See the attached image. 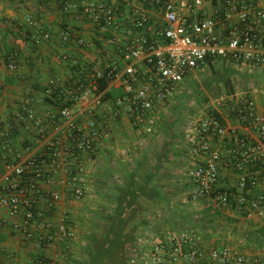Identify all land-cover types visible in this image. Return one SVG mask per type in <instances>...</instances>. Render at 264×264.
<instances>
[{
    "label": "built area",
    "instance_id": "1",
    "mask_svg": "<svg viewBox=\"0 0 264 264\" xmlns=\"http://www.w3.org/2000/svg\"><path fill=\"white\" fill-rule=\"evenodd\" d=\"M56 1L104 32L122 26L121 7L108 0L81 6L75 0ZM151 5L152 13L133 10L137 33L123 46V69L114 64H86L80 69V75L86 74L84 79L60 91L65 102L85 108L88 118L84 122L70 105L45 121L24 99L18 119L46 138L44 149L25 160L13 151L14 126L7 125L3 142L16 155L0 183V210L15 219L13 228L36 250L61 243L68 252L75 236L65 217H53L61 194L43 188L58 184L76 199L88 194L87 167L99 163V142L109 129L99 123L89 103L108 111L125 109L131 126L153 137L160 109L167 102L171 106L198 71L216 64L234 70L231 87L204 98L180 127L189 161V198L264 224V87L237 86L243 77L264 76V0H152ZM62 39L81 48L89 46L75 29L64 31ZM109 42L117 44L115 37ZM18 65L19 54L14 51L7 67L15 71ZM103 78L109 84L100 90ZM110 89L122 90L112 107L104 99ZM139 243L146 256H133L129 264H264V255L246 254L236 246L208 248L195 232L181 231Z\"/></svg>",
    "mask_w": 264,
    "mask_h": 264
},
{
    "label": "crops",
    "instance_id": "2",
    "mask_svg": "<svg viewBox=\"0 0 264 264\" xmlns=\"http://www.w3.org/2000/svg\"><path fill=\"white\" fill-rule=\"evenodd\" d=\"M75 1L81 6L101 0ZM151 1L108 0L121 7L119 21L122 26L119 30L104 32L98 25L82 18L78 13L65 11L62 3L56 0H0V183L6 166L16 155L8 152L3 142V134L9 123L14 126L11 145L21 160L44 149L46 138L37 136L29 123L24 124L18 119L21 102L29 99L37 114L46 121L61 108L58 103L60 91L74 88L78 80L84 79L86 74L80 75V69L86 64L90 67H95L98 63L102 67L114 64L123 69V46L137 33L132 25L133 10L140 9L152 13L154 9ZM69 29H75L86 38L89 46L81 48L74 43L65 42L62 33ZM46 34L49 35L48 39L45 38ZM113 37L116 38L117 44L109 42ZM14 51L19 54V65L15 71H11L7 67V58ZM261 78L264 80V76ZM121 92L120 89L108 90L104 95L106 103L112 107V101ZM176 100L177 98L174 99ZM70 107L79 120L84 122L88 118L85 108L77 104ZM88 107L94 108L101 125L109 127L108 135L99 142V163L89 164L87 167L86 177L90 184L88 194L76 199L69 189L58 184L43 188L45 191L51 190L61 194L53 217L56 220L65 217L74 227L75 236L69 241V251L66 252L61 243L54 248L34 249L23 239L21 233L13 228L15 219L5 210H0V261L3 264H75L77 260H82L89 239L95 231L92 225L98 222L97 205L92 207L90 200L99 202L100 207H109V201L100 197L98 191L111 192V197H115L118 195L117 190L126 186L132 174H135L138 188L143 191L148 182L147 193H152L150 197L141 198V209L135 216L139 227L131 247L132 256H146V249L139 240L168 235L165 231L158 234L155 230L157 223L167 226L168 222L162 210L168 205V185L173 184L172 178L168 180V167H171L170 170L173 166L177 168V161L183 171L189 166L188 158L184 155L185 144L180 133L181 126L175 127L174 118L168 120L167 117L170 108L168 102L159 111L160 120L153 137H148L132 127L125 109L116 110L112 107L108 111L95 107L92 102ZM115 111L117 115L113 117ZM107 118L111 119L107 121ZM159 139H162L163 143L158 144ZM177 141L180 149L172 151V146L178 143ZM163 150V162L158 164ZM100 166L102 168L98 171ZM109 170L114 171L116 186L114 182L110 185L107 180L110 179L111 182L112 179ZM97 179L101 182L96 183ZM158 192L160 199L154 200L153 197ZM221 210L229 213L228 210ZM87 212L91 214L85 217ZM232 216L247 222L234 212ZM258 222L253 221V224L257 225ZM86 223L90 225L87 226ZM207 245L208 248L212 247L209 243Z\"/></svg>",
    "mask_w": 264,
    "mask_h": 264
},
{
    "label": "rangeland",
    "instance_id": "3",
    "mask_svg": "<svg viewBox=\"0 0 264 264\" xmlns=\"http://www.w3.org/2000/svg\"><path fill=\"white\" fill-rule=\"evenodd\" d=\"M214 66V68L198 71L195 79L186 85L184 91L176 97L178 101L176 100L174 104H171L167 117L168 120L174 118L175 127H180L185 122L186 117L194 112L195 107L201 104L204 98L212 97L213 93L218 94L228 87L223 80L229 76L231 82V77L235 75L234 70L221 64ZM239 84H237L239 87L254 85L264 87V80L262 78L248 80L243 77ZM160 143H163L162 139L158 140V144ZM178 144L179 142L172 146V151L180 149ZM101 166L98 167V171L101 170ZM108 167L111 169L110 164ZM187 168L183 171L178 161L177 168L173 166L170 170L171 167H168V180L172 178L173 184L168 185V196H166L168 205L162 209L168 222L166 223L167 226L157 223L155 225L157 233L161 234L165 231L169 235L181 231L195 232L201 235L204 241L212 247L230 245L238 247L246 254L263 255L264 224L258 222L255 225L253 224L254 220L242 221L233 217L232 211L227 213L216 206L212 207L209 203L192 201L189 198L190 184L186 174ZM109 173L112 175V179L111 182L110 179L107 180L110 185L114 182L116 186L117 178H115L114 171L109 170ZM173 173L174 176L172 177ZM96 181H98L96 183L101 182L98 179ZM90 201L92 207L97 205V208H100L99 202ZM90 214L87 212L85 217L90 216ZM86 225L89 226L90 224L86 223Z\"/></svg>",
    "mask_w": 264,
    "mask_h": 264
},
{
    "label": "trees",
    "instance_id": "4",
    "mask_svg": "<svg viewBox=\"0 0 264 264\" xmlns=\"http://www.w3.org/2000/svg\"><path fill=\"white\" fill-rule=\"evenodd\" d=\"M223 82L229 88L231 87L229 76ZM99 83L100 90L106 89L109 84L105 78L101 79ZM216 95L213 93V96ZM58 103L61 107L71 104L65 102L61 97L58 98ZM164 152V150L161 152L158 164L163 162ZM147 184L148 182L142 191L140 187L136 186L135 174H132L126 186L117 190L118 195L115 197H111V192L103 191L101 193L98 191L100 197L109 201V207L98 209L96 215L98 222L93 225L95 231L89 239L84 251L85 255L82 260H77L75 264H129L133 258L131 247L139 227V223L135 221V216L141 209V198L152 195V193H147ZM113 189L116 190V187ZM153 199H160V192L155 194Z\"/></svg>",
    "mask_w": 264,
    "mask_h": 264
}]
</instances>
